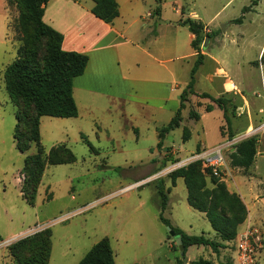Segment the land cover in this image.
<instances>
[{
	"label": "rangeland",
	"instance_id": "obj_1",
	"mask_svg": "<svg viewBox=\"0 0 264 264\" xmlns=\"http://www.w3.org/2000/svg\"><path fill=\"white\" fill-rule=\"evenodd\" d=\"M7 1L6 42L0 44V188L5 186L7 194L4 198L0 196V208L2 205L7 207L11 218L3 216L0 211V264H18L9 246L21 238L45 231L50 233L51 243L48 264H77L89 248L105 236L110 241L116 264H193L200 259L212 264H236L233 256L236 239L229 241L226 249L220 248L217 253L210 247L191 246L181 255L175 237L169 234L167 225L158 218L159 180H163L166 189L169 184L167 174L187 163L184 159L196 153L198 141L195 131L199 126L188 118V113L196 108V111L202 113L200 110H204L205 105L210 103L208 99L202 103L199 98H193V102L186 104L187 108L181 111L183 120L180 127L171 130L162 141L169 149L171 147L180 151V161L174 158L171 149L170 152L163 151L167 160L162 157L151 168L150 150L156 152L158 137L157 129L152 128L153 123L146 112L136 111L134 118L129 120L131 124L126 127L117 111H97L98 126L95 129L89 120L82 122L87 132L85 137L92 147L80 137H74L73 128L66 122L69 120L42 117L40 142L46 158L39 159V163L43 161V171L36 184L34 203L27 204L21 187L24 186L23 189L29 193L37 176L34 164L31 163L27 170L24 160L28 156L35 157L37 147L31 143L24 152L16 148L13 130L17 107L5 90L3 68L16 58L17 48L21 44L26 43L32 47L33 44H43L44 40L38 42L36 39L34 26L28 19L26 1ZM174 1L180 2L186 17H197L194 19L208 23L211 31L203 30L200 51L216 56L219 61L218 64L205 61L203 56V65L196 75V88L209 92L213 90L205 73H217V68L220 69L225 61V66L243 80L246 86L243 94L253 105L250 110L260 117L259 120L264 118L258 112L260 107L264 108L263 99L257 96L262 94L261 84L264 81V0H160L159 3L157 0H143V4L145 10L153 12L154 23H164L175 16L172 9ZM158 5H164V16L160 19L154 12ZM17 18L21 19L18 25ZM225 28L227 31L223 34ZM205 33H210L211 37L204 36ZM191 37L192 33L183 26L178 35V43L180 47L184 46L185 51L190 48ZM206 38L205 47L203 43ZM185 61L192 64L188 59ZM238 62L240 66H236ZM225 71L219 70L218 75L225 76ZM226 85L237 91L230 80L226 81ZM231 95L228 111L230 119L241 112V108H238L239 105L241 107L239 96L230 92ZM232 105H236L233 115ZM218 110L203 113L207 145L220 140ZM261 111L264 113V109ZM26 112L27 116L33 114L30 108ZM242 113L239 117H246V107ZM161 124H166V121L161 120ZM184 126L192 131L186 141L182 140ZM221 129L227 133L228 125H222ZM113 134L114 139L122 142L120 149L108 139ZM249 136L248 133L236 138L232 147ZM74 138L78 139L76 143L73 142ZM20 141L26 144L24 137ZM60 142H66L65 145L73 151L76 157L74 162L52 163L51 158L47 157L51 147ZM228 153L224 150L225 156ZM52 154L54 161L58 158H64L65 161L69 159L68 153L60 149ZM16 179L19 187L15 186ZM186 195L183 179L177 178L169 193L163 216L169 220L170 225L188 234L204 233L213 239L215 232L209 222L203 213L188 206ZM260 245H257V257L264 264L263 247ZM14 252L16 254L17 250ZM24 253L29 255L30 252ZM183 256L187 257V262L179 263Z\"/></svg>",
	"mask_w": 264,
	"mask_h": 264
},
{
	"label": "crops",
	"instance_id": "obj_2",
	"mask_svg": "<svg viewBox=\"0 0 264 264\" xmlns=\"http://www.w3.org/2000/svg\"><path fill=\"white\" fill-rule=\"evenodd\" d=\"M116 2L119 13L111 23L104 22L91 12L94 5L92 0H48L42 17L46 24L62 34L61 48L64 51H74L85 54L88 57L83 73L73 79L72 97L77 108V115L75 117L55 118H60L64 121L69 120L66 122L73 128L74 137L75 135L80 137L91 147L92 145L85 137V133L87 132L82 122L89 120L93 129H95V126H98L97 111L105 112L112 109L117 111L118 115L125 121L124 126L126 127L131 124L129 120L134 118L136 111L146 112L148 119L153 123L152 128L155 130L160 126L166 125L180 106V94L187 87L190 80V71L198 53L191 46L193 34L192 39L189 38L190 48L188 51L184 50V46H179L178 35L181 28L185 26L181 25L180 22L185 18H189L184 15V9L179 5V1L173 2L174 6L172 9L175 16L171 19L168 18L164 23H154L152 18L153 12L151 10H145L143 0H116ZM163 12L164 5H161L160 13L158 14L159 19L163 18ZM194 18L191 19L201 22L205 31H211L208 23H203L201 20ZM226 31L227 29L225 28L223 34ZM6 34L7 3L6 0H0V44L6 42ZM261 51L262 47L259 55ZM200 53L204 56L205 61L210 60L215 64L219 63L216 56L210 53L206 54L203 50ZM187 59L188 62L192 61V64L186 63L185 60ZM220 60L224 61L223 59ZM223 64L224 67L220 65V69L217 68V73L213 71L212 73H205L206 79L213 86V90L210 92L196 88V75L203 64L201 63L199 65L194 74V93L187 95L181 111L187 108L186 104L189 105L190 101L193 102V98H199L202 103L208 99L210 104L214 106L213 111L219 109L209 98H203L197 95L202 92H206L213 97L230 95V92L239 96L236 95L241 101V107L240 105L238 106V108H241V112H237L230 119V129L228 128L227 133L226 130L221 129L222 125H227L223 111L221 109L218 110L220 140L216 143H212L211 145L205 143L204 137L206 136V132L202 122L203 113H211L213 112L212 110L206 111L204 108V110H200L203 111L201 113L196 111V108L194 111L199 117L197 119L191 117L190 111L193 110H190L188 118L194 120L195 124L197 123L199 126V129L195 131L198 141L196 144V152L217 146L227 139L228 141H236V138L248 133L250 136H256L257 144L253 164L248 169L232 166L228 153L226 167L221 173V179L224 181L227 190L237 193L247 208V217L238 226L236 239L248 228L258 231L261 235L260 244L264 252V129H259L264 124V118L259 120L260 117L254 111L250 110V106L252 109L253 105L252 101L250 102L245 97V94H243L246 87L243 80L238 78L233 73V70L225 66V61ZM236 66H240V63L238 62ZM262 68L264 69L263 64ZM219 70L225 71V76H219ZM227 80H230L235 88L237 87V91L227 87ZM261 85L262 94L257 96L262 97L264 104L263 80ZM245 107L246 117H239ZM263 109L260 107L258 112L263 114L264 117V113L261 111ZM42 117L44 116L40 117V121ZM161 120L166 121V124L159 125ZM182 120L183 116L181 112L180 125ZM132 127L137 130L135 126ZM184 129L188 132L189 139L192 131L187 126H184L182 130L184 131ZM229 130L233 133V137L230 139L228 138ZM156 134L158 137L157 132ZM114 136L115 134L108 137V139L115 144L117 149H120L122 142L120 139H114ZM68 141L70 142V140H66V142ZM77 141V138L73 139L74 143ZM66 142H60L53 146L64 145L73 153L65 145ZM164 148L166 149L164 150ZM170 150L175 154L174 158L180 161L178 157L180 151L171 147L169 149L162 142L161 148H157L155 153V150H150L152 156L150 157L149 168L157 163V161L159 162L160 158H166L163 151L170 152ZM232 151H234V147L231 146L229 152ZM186 164L184 163L183 165ZM167 179L169 180V184L167 185V188H169V192L167 193L169 200V193L175 186L176 180L175 184L172 185L170 179L168 177ZM15 186L19 187L17 179ZM6 194L7 188L5 186L0 188L1 198H4ZM19 194L21 195L20 191ZM0 211L3 216L5 215L8 219L11 218L7 207L2 205ZM213 238H215V234ZM227 244H230V242H226L225 247ZM193 246L208 247L203 245ZM234 255L235 251L233 250Z\"/></svg>",
	"mask_w": 264,
	"mask_h": 264
},
{
	"label": "trees",
	"instance_id": "obj_3",
	"mask_svg": "<svg viewBox=\"0 0 264 264\" xmlns=\"http://www.w3.org/2000/svg\"><path fill=\"white\" fill-rule=\"evenodd\" d=\"M7 1V0H6ZM28 12V19L33 24L36 32V39L43 41V44L32 47L26 43L17 48L16 58L3 68V79L5 81V90L11 100L17 107L15 112L16 124L13 130V138L16 148L24 152L31 143L37 147L35 157L28 156L24 160L25 169L30 168L31 163L36 167L35 173L37 180L26 192L24 186L21 187L23 199L27 204L33 205L39 176L43 171V161L39 159L46 155L43 145L40 142L39 122L41 116L51 117H75L77 108L72 97V87L74 77L83 73L88 57L85 54L64 51L61 48L62 34L42 21L44 8L48 0H25ZM94 5L91 12L106 23H111L117 17L119 10L116 0H92ZM13 2V1H12ZM159 3L160 0H157ZM8 3V1H7ZM157 15L160 13L158 5L154 11ZM21 19L17 18V25ZM187 26L193 34L191 46L198 53L196 60L190 71V80L186 89L180 94V106L171 120L163 126L158 127L157 148L160 149L162 141L167 133L179 127L181 122V109L184 107V101L189 93H194L193 86L195 82L194 74L202 63L203 55L200 53L199 45L203 40L204 26L201 22L191 18H185L180 22ZM204 36L211 37L210 33ZM200 97L209 98L217 108L223 111L225 121L230 129V118L228 111L232 95H222L213 97L206 92L197 94ZM231 115L234 114L236 105H232ZM31 109L33 114L27 116L26 109ZM214 109L212 104H207L206 111ZM190 116L198 118L195 111H190ZM24 137L25 145L21 144L20 138ZM232 132L229 130L228 138H232ZM183 140L188 139V132L184 129ZM256 136H250L236 143L234 151L229 153L230 164L232 166L248 169L254 160L256 153ZM68 153L69 159L58 158L54 161V151ZM47 157L51 158L52 163H68L75 161L74 154L64 145L51 147ZM60 159V160H59ZM172 185L178 177H182L187 190L188 205L204 213L211 228L215 232V238L211 239L204 234L190 235L177 227L170 225L169 220L163 216L167 204V193L169 188L164 187L163 180H159L157 195L159 197L158 218L172 230L182 240L184 253L189 246H208L214 252L225 247V243L236 239L238 226L243 223L247 217V208L237 193L229 192L224 181L219 176L212 174L210 169L202 168L200 161H193L180 166L167 174ZM25 184V183H24ZM39 237V238H38ZM0 239H2L0 235ZM32 240V241H31ZM50 233H36L34 236H27L17 240L9 246L12 255L17 257L18 264H48L50 258ZM14 250H17L15 254ZM30 252L26 255L24 252ZM22 252V255H20ZM182 261L179 260V263ZM77 264H116L113 250L108 237H103L84 254ZM193 264H212L209 261L200 259Z\"/></svg>",
	"mask_w": 264,
	"mask_h": 264
},
{
	"label": "built area",
	"instance_id": "obj_4",
	"mask_svg": "<svg viewBox=\"0 0 264 264\" xmlns=\"http://www.w3.org/2000/svg\"><path fill=\"white\" fill-rule=\"evenodd\" d=\"M259 129H264V124ZM232 144L233 141L229 140L212 148L196 152L187 159V164L193 161H200L202 168L210 169L213 175L221 177V173L227 163V155L225 156L224 150L229 152ZM260 241V233L251 228L240 234L234 247L236 264H262L256 252Z\"/></svg>",
	"mask_w": 264,
	"mask_h": 264
},
{
	"label": "water",
	"instance_id": "obj_5",
	"mask_svg": "<svg viewBox=\"0 0 264 264\" xmlns=\"http://www.w3.org/2000/svg\"><path fill=\"white\" fill-rule=\"evenodd\" d=\"M207 40H208V38H206L205 41H204V43H203V46H205V47H206V45H207ZM167 229H168V231H169V234L175 237L176 242H177V244H178V249H179L181 255H183V253H184V252H183V251H184V246H183L182 240H181V238H180V235L176 234V233L174 232V230H172V229L170 228V226H167ZM181 260H182L183 263H186V262H187V257L183 256V257L181 258Z\"/></svg>",
	"mask_w": 264,
	"mask_h": 264
}]
</instances>
